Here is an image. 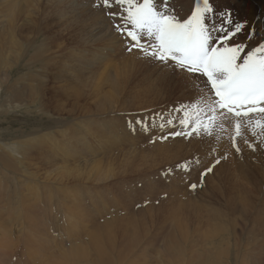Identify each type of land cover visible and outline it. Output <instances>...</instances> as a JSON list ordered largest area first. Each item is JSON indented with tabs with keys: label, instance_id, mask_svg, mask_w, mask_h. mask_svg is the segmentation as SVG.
<instances>
[{
	"label": "rangeland",
	"instance_id": "1",
	"mask_svg": "<svg viewBox=\"0 0 264 264\" xmlns=\"http://www.w3.org/2000/svg\"><path fill=\"white\" fill-rule=\"evenodd\" d=\"M111 10L110 8V12H112ZM118 10L119 6L113 8V12ZM114 19L118 20V18L110 16L111 23L114 22ZM126 55L128 58L132 55L137 60L142 59L140 52ZM0 57L2 62L6 63L5 65L9 63L7 56ZM118 60L119 62L126 61L120 57ZM25 62L21 63V69L17 67L12 71L10 87L15 85L17 76L24 75L26 72L23 68ZM130 65L128 63V66ZM119 66L121 65L114 64L110 68L120 69ZM171 71L173 79L163 84L162 88L164 86L165 88L161 91L164 95L153 103L154 106L141 110H120L110 114V118L105 115L86 116L79 117L80 120L78 117L68 118L69 116L67 117L66 114L62 116L48 113L46 115L39 110L33 112L34 109H28L22 104H18L22 109L21 107L17 109L15 94L6 85H1L0 80V147H3L0 149V193L2 192L0 194V264H43L45 258L52 259L53 262L62 251L70 254L82 246H85L94 258L98 256L94 246L98 243H105L99 242L97 236L110 240V244H115L126 242L130 233L139 241L135 244L138 245L137 252H133L129 256L131 258L127 260H120L115 253L113 257L115 260L118 258V261L110 264H121V261L125 264H170L171 262H175L173 264H194L195 262V264H213L214 262L219 264H258L262 262L264 264V230L259 229L252 221L253 218L256 219V216H264V128L255 124L259 117H251V123H248L249 118L242 120L245 122L241 123V136L236 137L239 152L233 147L232 138L235 135V124H230L233 127L231 128L226 119L218 113L214 123L212 122L210 125L209 132L201 130L200 135L194 133L190 137L168 135L170 132L183 130L179 120L183 119L185 110L190 112L200 110L204 113L212 103L211 97L204 88H200L201 95H203L202 101H198L192 96L193 92L189 87L191 82L196 80L186 77L189 73L174 69ZM25 83L26 81L19 83L22 86H17L19 94L16 95H21L23 92L21 90L26 88L27 83ZM197 83H200L198 79ZM111 87L110 85V90ZM185 93L188 94L184 95ZM177 108L180 110L176 111ZM263 116H261V120L259 119L262 124H264ZM137 119L147 122V132L140 125L135 126V131L132 130L128 121L135 122ZM68 136L71 137L68 138ZM163 136H168V138L162 139ZM57 137L59 140L56 139ZM48 140H53V144ZM55 140L60 144L55 146L57 143ZM108 141H110L109 144ZM67 144L69 145L67 146ZM100 145L102 146L100 147ZM93 147L94 149H92ZM41 149L42 151H40ZM158 149H160L159 152H156ZM3 151L6 152L3 153ZM104 154H108L109 157L105 158ZM83 156H87L86 159H83ZM67 157L69 160L63 161L67 160ZM207 157L209 158L207 159ZM96 158L97 160H95ZM110 159L113 162L110 170L116 171V176L110 181L100 184L102 187L94 184L91 178L94 177L92 174H96L93 173L95 171L89 172L91 173L89 175L83 170V167L87 166L92 170V167H98L96 165L99 163L103 164L99 167L106 169L105 166H109L107 163ZM121 159L124 161L131 159L136 164L134 163L131 170L124 172V169H128L129 165H122ZM53 160L57 164H54ZM117 160H120L119 164ZM216 160H220V162L216 164ZM4 161L9 163H4ZM85 161L91 163L86 165ZM93 163L95 164L93 165ZM2 164L4 165L2 166ZM213 165L215 166L213 167ZM63 166L68 167L69 170L72 169L73 175L79 176L81 181L65 183V186H63L64 183L61 184L62 186L56 184L55 180L45 181V175L49 174L47 171L58 173L59 170H62L60 175H64L63 172L68 170ZM7 167L10 170L7 171ZM209 167H213V170L206 173V169ZM101 168L99 169L101 170ZM202 173H206L203 178ZM73 175L69 177H73ZM86 176L87 179H85ZM65 178L68 177L65 176ZM192 184H196L197 187L192 189ZM40 185L43 186V190H40ZM89 185L99 187H94V190L90 191L92 187ZM84 187L88 190H85ZM80 190H83V193ZM73 191H78L75 193L81 195L77 200L72 197L75 194ZM241 196H245L246 199ZM79 198L82 199L78 200ZM243 199L248 200L246 202L252 208L242 207ZM102 200L108 201L107 204ZM68 202L69 205H72H67ZM72 207L76 209L74 212ZM236 208L239 209L236 210ZM77 209H79L78 213H76ZM226 221H228L227 224ZM239 223L245 226L241 225L243 226L241 227ZM237 224L241 229H238ZM181 230L184 232V236L181 235ZM252 230H254L253 233H249ZM147 231L149 232L148 236H146ZM256 233H259L260 238ZM173 236L183 246L188 247L186 258L180 259L181 255L170 238ZM166 245L169 249L166 248ZM171 246L174 248L172 249ZM250 248L256 250L252 251ZM170 250H176L172 251L175 257ZM193 250H197L198 252L194 255L199 256L196 255L190 259ZM220 254L223 258L219 256ZM238 254H242L240 260L237 258ZM259 254H263L261 255L263 258L258 256ZM257 256L261 258L259 259ZM245 258L248 260L246 261ZM168 259L171 261L170 263ZM228 261L229 263H227ZM64 262L77 264L72 262V258L65 259Z\"/></svg>",
	"mask_w": 264,
	"mask_h": 264
},
{
	"label": "bare ground",
	"instance_id": "2",
	"mask_svg": "<svg viewBox=\"0 0 264 264\" xmlns=\"http://www.w3.org/2000/svg\"><path fill=\"white\" fill-rule=\"evenodd\" d=\"M154 2L157 3L158 7H160L163 4L164 0H154ZM196 2H197V0H167L166 7L168 8V10L171 14L175 15L177 18L183 19V18H187V16H189L191 14V11L194 8ZM210 3L212 4L216 13H221V12L226 13L228 10H230L231 15L235 21H237V22L247 21V26L245 27L243 33L239 34L238 37L234 38L235 42H243V43H246L248 45V48L246 49V51L251 50V48L258 46L260 43H264V0H210ZM113 8H115V6ZM113 8H111L112 12H113ZM109 13H110V8H106L103 5V0H0V45H2L1 50H0V56L5 55L9 58V63L7 65H5L6 63L4 64L2 62L1 57H0V80H1V85H6L7 87H9V90L13 91V93L15 94L14 95L16 97L15 105H16L17 109H18V107H21V106H18V104H22L25 107H27L28 109H31V108H32L31 110L34 109L33 112L35 110H37V111L39 110L41 113L46 114V115L48 113H52V114L54 113V115L56 114V115H62V116H63V114H66L67 117L69 116L68 118L78 117V119H79V117H86V116L100 117L102 115H105V117L110 118V114H114L116 112H119L120 110H124V109H129V110H138L139 109V110H141V109L148 108V107L150 108V106L155 105L153 103L155 101L157 102V100L161 96L164 95V94H162V91H161L165 88V86L162 88L163 84L172 81L173 76L171 74V72H172L171 70H173V69H169L167 67L161 66L158 63L150 61V60L146 61L145 58H143V57L141 60H139V59L137 60V58L132 57V55L130 58H128L127 57L128 55H126V54H128V53L137 54L139 52V50L133 49L132 52L127 51V47L124 43V38H122L121 34L116 30V24H119L120 20H119V18H118V20L114 19V22L111 23L112 19L110 20ZM209 22L210 23H212V22L219 23V19L218 18L214 19L213 17H209ZM249 32H252V38L251 39H248ZM118 57H120L121 59H124L126 61L119 62ZM23 61H26L24 66H23V68L26 70V72L24 71L25 72L24 75L17 76V80L15 79L16 80L15 85L14 86L12 85L10 87V81L13 77L12 71L14 69H17V67H19V69H21L22 68L21 63ZM128 63H130L131 65L128 66ZM114 64L121 65L118 67L120 69H116V67L110 68L111 65H114ZM189 75L186 77H188L189 79H192V80H196V81H192L191 85L189 87V89L191 88V91L193 92L192 96H194L198 101H202L203 95H201L202 93H201L200 88H204L206 90V92L208 93V95L211 97V94L208 92L207 88L205 87L204 78L191 75L190 73H189ZM195 78H197L200 83H197V79H195ZM22 81H26V83H27V84L25 83L26 84V86H25L26 90L20 87L21 89H23L21 91H23L24 93L22 92L21 95H16V94H19L17 88L19 87L18 85H20L19 83ZM157 83L160 84L161 86L158 85ZM110 85L112 86L111 90H110ZM20 86H22V85H20ZM168 86H169V84H168ZM200 86H202V87H200ZM171 89H173V88H171ZM182 90H184V89H182ZM165 92H167V91H165ZM170 93H171V91L169 92V94ZM186 94H188V93H185L184 95H186ZM47 97H49V98H47ZM206 97H208V96L206 95ZM211 101H212V97H211ZM161 102H163V101L161 100ZM164 102H167V101H164ZM204 102H206V101H204ZM157 105H159V104H157ZM198 106H200V105H198ZM196 108H198V107L196 106ZM196 108H194V109H196ZM21 109H22V107H21ZM202 113H203V111H202ZM261 116H263V115L253 114L248 118L250 119L251 117H259V119H260ZM253 119H255V118H253ZM75 120H76V118H75ZM88 120H89V118H88ZM226 122H227V124H229V126L231 128H233L231 125L235 124L234 119L229 117L228 119H226ZM243 122H245V121H242L241 123H243ZM94 123H96V122H94ZM222 124L225 125L224 123H222ZM211 125H212V123H211ZM64 127H65V125H64ZM73 127H75V126H73ZM223 128H227V127L225 126ZM75 129H73V130H75ZM58 132H60V131H58ZM93 132H94V130L92 131V133ZM60 133H59V135H60ZM66 133H64V134L66 135ZM105 133H106V131H105ZM61 135H62V133H61ZM58 137L56 139H58ZM70 137L71 136H68V138H70ZM102 137H104V136H102ZM48 138H50V137H48ZM62 138H64V137H62ZM71 139H73V138H71ZM93 139H94V137H93ZM100 139H102V138H100ZM48 141H47V143H49V142L52 143L51 140L49 142ZM56 141L57 140H55V142ZM66 141H67V139H66ZM69 141H73V140H69ZM99 141H101V140H99ZM65 143H67V142H65ZM109 143H110V141H108V144ZM57 144H60V143L57 141V143H55V146ZM76 144H78V143H76ZM84 144H85V142H84ZM68 145L69 144H67V146ZM101 146L102 145H100V147ZM51 147H53V145ZM72 147H74V146H72ZM0 149H3V147L2 148L0 147ZM92 149H94V147ZM56 150H58V149L56 148ZM80 150H81V148H80ZM153 150H152V152H153ZM159 150L160 149H158L156 152H159ZM40 151H42V149ZM110 151H112V150H110ZM5 152L3 151V153H5ZM69 152H72V151H69ZM38 153H40V152H38ZM55 153H56V151H55ZM74 153L77 154V152H74ZM86 153H88V152L86 151ZM97 154H99V153H97ZM88 155H89V153H88ZM104 155H106L105 158L109 157V156H107L108 154H104ZM109 155H110V153H109ZM48 156H49V153H48ZM53 156H54V154H53ZM91 156H92V154H91ZM98 156H100V155H98ZM55 157H57V156H55ZM62 157H64V156H62ZM85 157H87V156H85ZM85 157L83 156V159ZM95 157H96V155H95ZM97 158L95 160H97ZM208 158L209 157H207V159ZM52 159H50V160H52ZM57 159H59V158H57ZM74 159H72V160H74ZM122 159H125V158H122ZM122 159H121V161H123V162H121L119 160L120 163H122V165H124V164L129 165V168L128 169L125 168L124 172H125V170L126 171L131 170L134 163L136 164V162H134V160L131 161V159H126L124 161ZM16 160H17V158H16ZM50 160H49V162H50ZM68 160H69V158L67 160L64 159L63 161H68ZM92 160H94V159H92ZM111 160L112 159H110L109 163H107V164H109V166H105L106 169H103V167L102 168L99 167V166H102L103 164L100 165L98 163V165H96L98 167H92V170H91V168H87V166H84L83 170H85L87 174L91 171L92 172L95 171L93 173H96V174H92L94 177H92V178L90 177V178L92 179L94 184L101 186L100 184L106 183V182L110 181V179H113L116 176V174H115L116 171L110 170L111 169L110 167H112L111 163H113ZM119 161H118V164H119ZM206 161H208V160H206ZM144 162H146V161H144ZM4 163H7V162L4 161ZM53 163H54V160H53ZM62 163H64V162H62ZM82 163H84V162H82ZM85 163H86V161H85ZM88 163H86V165ZM100 163H102V162H100ZM54 164H57V163H54ZM94 164L95 163H93V165ZM118 164H116V165L118 166ZM152 164H150V165H152ZM3 165L4 164H2V166ZM138 166H139V164H138ZM114 167H116V166H114ZM120 167H122V166H120ZM124 167H126V166H124ZM4 168H5V166H4ZM63 168L68 170L67 172H63L64 175L63 174L60 175V172L62 170H59L58 173H53V172L47 171L49 174L48 175L46 174L45 177L43 176L45 178V181L46 180H55L57 182L56 184H58V185H61L62 183H64L63 186L66 185L65 183H73V182L81 181L79 176L73 175V173L71 172L72 169L69 170L68 167H64V166H63ZM99 168H101V170ZM8 170H10V169L8 168L7 171ZM43 170H44V168H43ZM135 170L137 172V169H135ZM138 170H139V168H138ZM256 170H258V169H256ZM120 172H123V171H120ZM83 173H85V172H83ZM90 174L91 173H89V175ZM72 175H73V177H69ZM89 175H87V176H89ZM39 176H40V174H39ZM65 176H67L68 178H65ZM87 176L85 177V179H87ZM44 178H43V180H44ZM83 180H84V178H83ZM253 180H254V178H253ZM78 185L83 187L81 184H78ZM83 185H86V184L83 183ZM99 186H90V187H92V189L91 190L89 189V190L92 191V190H94V187H99ZM103 186H105V185H103ZM42 187L43 186H41L40 190H43ZM258 187L262 188L260 186H258ZM78 188H80V187H78ZM87 188H89V187H87ZM103 188H105V187H103ZM84 189H85V187H84ZM85 190H88V189H85ZM82 191L83 190H80V192H82ZM67 192H69V191H67ZM75 192H78V191H75ZM96 193H97V191H96ZM68 194H70V193H68ZM85 194L88 195L87 193H85ZM75 195L77 197H74ZM240 195H239V197H240ZM69 196H71V195H69ZM78 196H81V195L75 193L72 197H73V199L75 198V200H77ZM224 196L226 197V195H224ZM241 197H243V196H241ZM243 198H245V196ZM22 199H24V198H22ZM80 199H82V198H79L78 200H80ZM90 199H92V197H90ZM102 199H104V198H102ZM251 199L252 198L250 197V201H251ZM102 201L105 202V204H107V202H108L105 200H102ZM246 201L248 202V200H244L245 203L243 202L242 207L247 206V207L252 208L250 206V204H248ZM93 202L96 204L95 200H93ZM103 202H100V203L102 204ZM80 203H81V201H80ZM67 205H69V202ZM70 205H72V204H70ZM81 205H82V203H81ZM237 205H238V203H237ZM237 205L235 204V207ZM79 206H80V204H79ZM72 209H74L73 212L76 210L73 207H72ZM238 209L239 208H236V210H238ZM78 211H79V209H77L76 213H78ZM87 217H89V216H87ZM239 217L241 219H243L241 216H239ZM237 218H238V216H237ZM253 219L254 220H252V221H254V223H255L254 225L257 226L259 229L261 228V230H264V216L263 217L262 216L261 217L256 216V219L255 218H253ZM238 220H239V218H238ZM227 222L228 221H226V224H227ZM237 222H239V221H237ZM240 223H242V222H240ZM240 223H239V225H240ZM229 224H230V222H229ZM128 225H131V224L128 223ZM233 225H234V222H233ZM239 225H238V227H239ZM241 225H244V224H241ZM234 227L236 228V225H234ZM241 227H243V226H241ZM241 227H239L238 229H241ZM103 228H104V226H103ZM162 230H163V228H162ZM253 231L254 230L249 231V233H253ZM147 234H149L148 231L146 233V236H148ZM258 234L256 233L257 236H258ZM181 235L184 236V232L182 230H181ZM129 236H130V238H129ZM129 236H128L126 242L121 241L122 243L119 242V243H115V244H110V240H105L103 237L101 238V237L97 236V239L99 242H105V243H98L94 246V249L98 253V256H96L94 258H92L91 253L86 250V247L82 246L79 249L77 248L78 250L77 249L73 250V253H70V254L62 251L60 253V256L55 258L56 260H54L53 262H52V259L45 258L44 263H46V264H65L66 263L67 264L70 262H64V260L65 259L70 260L71 258H72V262H76L77 264H110V263H114L115 261H118V258L120 260H127L129 258V256L131 254H133V252L136 251L138 245H135V244L139 243V241L133 237L132 233H130ZM147 238H149V237H147ZM170 238H172L171 240H173V242L175 243V245H176V247H177V249L181 255V257L178 255L180 257V259H182V257L186 258V256H188V255H186V250H188L187 249L188 247H185L181 243H179L175 239V236L170 237ZM170 238H168V239L170 240ZM238 241H240V240H238ZM171 242H170V245H171ZM183 244H185V243H183ZM228 244H229V242H228ZM225 247L227 249V246H225ZM166 248H168V245H166ZM173 248H174V246L172 247V249ZM255 250L256 249H254L252 251H255ZM170 251H171V253L175 252L173 250H170ZM190 251L188 252V254L190 253ZM197 252H198L197 250H193L190 259L193 256L195 257L197 254L194 255V253H197ZM225 252H228V251H225ZM115 253L119 256L118 258L115 257V258H117V260H115L113 257V255ZM167 253L172 255L169 252H167ZM223 254H224V252H223ZM241 255L242 254H238V256H237V258H239V260H240ZM261 255H263V254H261ZM261 255L259 254L258 256H261ZM56 256H57V254H56ZM173 256H174V253H173ZM197 256H199V255H197ZM219 256L221 258H223V256H221V254ZM232 256H234V255H232ZM174 257H172V258H174ZM245 257H247V255H245ZM252 257H253V255H252ZM51 258H53V257H51ZM243 258H244V256H243ZM247 258H249V256ZM225 259H227V258H225ZM48 260H49V262H48ZM200 260L202 261V259H200ZM213 260H214V258H213ZM247 260L248 259H246V261ZM42 261H43V259H42ZM84 261H86V263H83ZM261 261H263V260H261ZM121 262H120L121 264H125L123 261H121ZM170 262L171 261L169 260V263ZM187 262H188V260H187ZM223 262L226 263L225 261H223ZM173 263H175V262H173ZM173 263L171 262L170 264H173ZM227 263H229V261ZM261 263H258V264H261ZM132 264H134V263H132ZM215 264H219V263L216 262ZM238 264H240V263H238Z\"/></svg>",
	"mask_w": 264,
	"mask_h": 264
},
{
	"label": "snow or ice",
	"instance_id": "3",
	"mask_svg": "<svg viewBox=\"0 0 264 264\" xmlns=\"http://www.w3.org/2000/svg\"><path fill=\"white\" fill-rule=\"evenodd\" d=\"M166 3L164 0L158 7L154 0H103L106 8L119 6L109 15L119 18L116 30L124 38L128 52L137 49L147 60L205 80L212 97L207 112L185 110L179 120L183 130L168 135L190 137L194 133L200 135L201 130L209 132L219 113L225 119H234L233 147L239 152L236 137L241 136V121L253 114L264 115V43L246 51L248 45L235 42L234 38L243 33L247 21H235L230 10L216 13L210 0H197L191 14L183 19L171 14ZM209 17L218 18L219 23H210ZM251 38L249 32L248 39ZM128 123L133 131L136 125L148 131L144 120ZM255 124L264 128L260 120ZM213 167L207 168L206 173L212 172ZM206 173H202V178ZM196 187L191 185L192 189Z\"/></svg>",
	"mask_w": 264,
	"mask_h": 264
}]
</instances>
